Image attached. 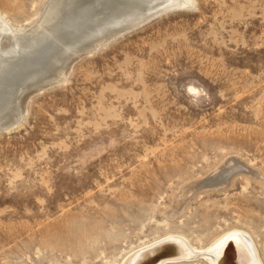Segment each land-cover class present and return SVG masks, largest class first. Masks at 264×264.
Here are the masks:
<instances>
[{"label": "rangeland", "instance_id": "1", "mask_svg": "<svg viewBox=\"0 0 264 264\" xmlns=\"http://www.w3.org/2000/svg\"><path fill=\"white\" fill-rule=\"evenodd\" d=\"M191 1L73 63L0 134V264H122L170 235L197 256L162 264H210L233 231L264 264V0Z\"/></svg>", "mask_w": 264, "mask_h": 264}, {"label": "bare ground", "instance_id": "2", "mask_svg": "<svg viewBox=\"0 0 264 264\" xmlns=\"http://www.w3.org/2000/svg\"><path fill=\"white\" fill-rule=\"evenodd\" d=\"M190 3L191 0H49L37 17L19 27L0 16V124L20 115L23 99L31 89L63 78L79 51L96 45L137 16ZM194 250L182 237L170 235L128 255L122 264H162L169 257H177L169 262L192 259L197 256ZM199 254L210 264H261L251 239L238 231L224 234Z\"/></svg>", "mask_w": 264, "mask_h": 264}, {"label": "water", "instance_id": "3", "mask_svg": "<svg viewBox=\"0 0 264 264\" xmlns=\"http://www.w3.org/2000/svg\"><path fill=\"white\" fill-rule=\"evenodd\" d=\"M188 7H191V3H190V5H187V6L177 5V6H170V7H166V8L164 7L162 9L157 10V11H154V12H151V13H148V14H144L143 16H137L135 19H133L131 21H128L124 26H121L113 34H111L110 36H108L105 39L101 40L96 45L91 46L89 48H86L83 51H79L78 53H76L74 55V57L71 59L69 67H68V69H66V72H65V75H64L63 78H55V79L49 80L47 82H42L38 86L34 87L33 89H31L28 92V94L23 99L24 102H23V106L21 107L22 111H20V115L15 120L1 123L0 124V134L1 133H5V132H9L11 130H14L16 127H18L19 121H20V119L22 117V114H23V111H24V103L26 102V100L28 98L34 96L35 94L45 90V89H48V88H50V87H52L54 85H57V84H59L61 82H64L65 79H66L67 73H68V71H69V69H70V67L72 66L73 63H75L76 61L80 60L81 58H83L85 56L93 54L94 52H96V51L100 50L101 48L105 47L110 42H112V41L118 39L119 37H122V36L132 32V31H134V30H136L138 28H140L141 26H143L144 24L148 23L149 21H151V20H153V19H155V18H157V17H159V16H161V15L167 13V12H171L173 10L180 9V8H188ZM174 258H177V257L166 258L167 260L164 261V262H169L170 261L169 259H174ZM181 259H179V260H181Z\"/></svg>", "mask_w": 264, "mask_h": 264}]
</instances>
